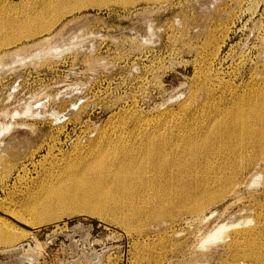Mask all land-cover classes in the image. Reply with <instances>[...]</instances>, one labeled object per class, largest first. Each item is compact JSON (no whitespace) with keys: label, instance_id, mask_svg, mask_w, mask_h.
Instances as JSON below:
<instances>
[{"label":"rangeland","instance_id":"1","mask_svg":"<svg viewBox=\"0 0 264 264\" xmlns=\"http://www.w3.org/2000/svg\"><path fill=\"white\" fill-rule=\"evenodd\" d=\"M0 33V227L17 234L0 264H264L262 151L206 138L264 94V0H0ZM117 142L210 161L186 180L218 200L161 222L154 191L86 211L69 171ZM230 160L248 161L227 186Z\"/></svg>","mask_w":264,"mask_h":264},{"label":"bare ground","instance_id":"2","mask_svg":"<svg viewBox=\"0 0 264 264\" xmlns=\"http://www.w3.org/2000/svg\"><path fill=\"white\" fill-rule=\"evenodd\" d=\"M1 35H0V45L1 46L6 45V43H10V39L6 38L3 35L1 36ZM259 97H260L259 101L257 100V102H253L251 100L249 102V100L247 99L248 103L240 104L237 109L232 104H229V105H232L234 107V109H236V111L235 110H234V112L232 111L230 118H229V116H227L223 119V121L221 123H219L217 126L215 125L216 128L213 129L214 132H213V130L210 132V130L208 129L209 130L208 132L210 134L207 137L206 136L208 133L207 132L205 136H206L207 140H209V144H210V141H213L215 139L225 140L224 142H227V143L232 142V140L235 138L241 142L244 140H246V141L247 140H250V141L254 140V142H256L258 144L257 147H259V149L262 151L261 156L264 157V94H261ZM254 98H255V96H254ZM254 100H256V99H254ZM233 103H234V101H233ZM219 109L220 108H218V110ZM216 110H217V108H216ZM226 114L228 115V113H226ZM219 122H220V120H219ZM216 124H217V121H216ZM211 126L210 127L208 126V127L211 128ZM256 126H259V127H256ZM199 130H200V128H199ZM197 132H196V134H197ZM205 136H202V137H205ZM202 137L200 138V140L202 139ZM239 138H241L242 140H240ZM160 139H162V138H160ZM185 139H187V138H185ZM189 139H191V138H189ZM180 140H182V138ZM207 140L200 141L201 144H195L194 146L191 144V146L193 148V149H190L191 153L195 154L196 152L205 151V150H203L204 149L203 143H205ZM194 142L195 141H193V143ZM221 142H223V141H221ZM141 143H143V142H141ZM250 143L248 145H251ZM256 143H254V144H256ZM156 144L150 143V144L146 145V147H144V149L142 151L143 154L141 155L140 160L134 159L132 156V151L131 150H125V147L121 143H118V142H117V144L115 143L114 145H119V146L117 148H114L113 150H106V149L96 150L94 152L95 157L93 158V160H90V161L85 162L83 164L73 165L72 168L70 169L69 172L71 174H79L78 176L75 177V179H72L69 181V182L74 181L73 182V185H74L73 186V192L76 195H74V194L73 195L79 199L81 206H83V208L86 209V211L89 210V211L94 212V213H99L98 211L106 209V207L109 205L112 207L114 206L116 208L118 206V204L112 203L114 201L110 200V199H116V196L122 197L124 194H127V193H132V194L137 195L138 192H143V191H145V194H150V192L153 193V191H154V197L156 199L155 203H157L156 204V207H157L156 215L158 218L157 220L159 222L164 221L167 218H171V215H172L171 212L175 209L186 210L190 214H193V213L198 214L199 211H202L208 205L213 204L216 202V200H218L217 197L220 195V193H217L218 190H217V192H214L213 188L211 189L210 186L207 184H206L207 186L202 187L199 184L201 182L200 181L201 179L199 180V182H197V184H196V182H195V184H192V185L187 184V181H188V180H186L187 176H190L192 173L197 171L198 170V166H197L198 163L200 161H204V160H199V159L196 160L195 159V160H191V162H190V160H186L187 158H185V160H178L179 158L178 159L175 158L177 160H171V158L168 155V152H167V154H165L166 152H163L160 149V147L159 148L156 147ZM181 144L182 143H180L179 145H181ZM215 144L218 145V142ZM224 144L225 143H223L222 146H224ZM186 145H187V143H186ZM207 145H206V148L208 150V147L209 148H211V147L207 146ZM211 145L213 146V144H211ZM174 146H176V145H174ZM191 146H190V148H191ZM214 146H216V145H214ZM216 147H219V146H216ZM229 147L227 146V148L230 151H232L230 149L231 147L230 148ZM250 147H253V146H250ZM177 149H178V147H177ZM169 150H170V148H169ZM179 150H180V148H179ZM235 150L233 148L234 152H235ZM237 150H238V148H237ZM133 151H135V155H136L137 151L136 150H133ZM209 151H210V149H209ZM217 151L218 150H216V152L215 151L214 152L217 153ZM225 151H224V153L227 152V151L226 152ZM184 153H185V151H184ZM207 153H208V155L211 154V152H206V155H207ZM133 154H134V152H133ZM219 154H221V152ZM237 154H239V153H237ZM182 155H184V154H182ZM188 155H191V154H188ZM188 155H186V156L188 157ZM198 155L200 156L199 153H198ZM198 155L196 158L202 157V156L199 157ZM202 155H203V153H202ZM178 156L180 157L181 155H178ZM178 156H176V157H178ZM210 158H212V154H211V157H209L208 159H210ZM206 161H208V160H205V162ZM231 161L232 160L227 162V163H232L234 161L232 164V167L230 168L232 171L231 176H228V177L225 176V178L223 179V177L221 175L222 179H220L219 175L221 174L220 173L221 171L219 172L220 174L218 175L219 182L222 183L223 185H227V186H230L233 183L235 175L246 164L245 161H248V160H237L238 162L235 160H233L232 162ZM209 162H208V164H210ZM235 162H237V163H235ZM190 163L195 164V165L192 166V165H190ZM201 163H203V162H200V164H199L200 168H201ZM206 164H207V162L204 164V166L202 165L203 168H201V169H204L206 171V169H207L205 167ZM216 165H217V163H216ZM226 165H228V164H226ZM226 165L224 168L225 170H227ZM214 167H216V166H214ZM218 168H219V166H218ZM227 168H228V170H230L229 166ZM209 171H212V170H209ZM209 171H206V172H209ZM207 174H209V173H207ZM193 175L195 176L197 174H193ZM197 176H199V175H197ZM211 177H213V176L211 175ZM192 178L190 177V180ZM195 180H197V177L195 178ZM203 180H202V182H203ZM216 182H218V181H216ZM216 182H213V183L216 184ZM216 186H217V184H216ZM216 188H218V187H216ZM221 194H222V190H221ZM138 198L141 199V201H142L143 196H140ZM45 215L47 216V215H49V213H46ZM45 215H43V216H45ZM16 239H17L16 233H11L10 231L6 230L5 228L0 227V246L1 245L8 246V248H9V246L11 247V245L13 243H15ZM18 240H19V238H18ZM259 242H257V243H259ZM253 243H256V240H253ZM4 251H7V249H4ZM258 254H259V252H258Z\"/></svg>","mask_w":264,"mask_h":264}]
</instances>
